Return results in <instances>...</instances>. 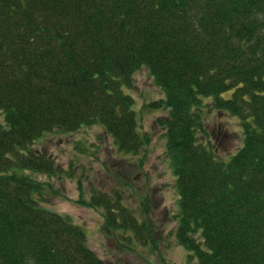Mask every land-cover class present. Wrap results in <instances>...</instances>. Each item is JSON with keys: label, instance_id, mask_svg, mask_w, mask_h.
Returning a JSON list of instances; mask_svg holds the SVG:
<instances>
[{"label": "trees", "instance_id": "obj_1", "mask_svg": "<svg viewBox=\"0 0 264 264\" xmlns=\"http://www.w3.org/2000/svg\"><path fill=\"white\" fill-rule=\"evenodd\" d=\"M141 68L168 112L158 124L176 245L195 264H264V0H0V264H105L68 216L41 207L44 186L23 172L54 173L31 148L54 130L98 125L138 155L149 140L123 88ZM202 98L239 121L243 142L227 161L198 140ZM80 203L102 209L104 235L156 250L146 196L142 219L121 196Z\"/></svg>", "mask_w": 264, "mask_h": 264}, {"label": "rangeland", "instance_id": "obj_2", "mask_svg": "<svg viewBox=\"0 0 264 264\" xmlns=\"http://www.w3.org/2000/svg\"><path fill=\"white\" fill-rule=\"evenodd\" d=\"M133 100L138 132L148 137V145L136 156L121 154L112 139L98 125L82 127L73 133L54 130L31 145L54 164L51 175L24 171L23 174L41 183V207L61 216H68L85 234L88 248L105 264H195L188 252L176 245L178 195L174 176L165 154V129L158 121L167 118V110L154 104L164 99L145 68L132 77L131 86L123 88ZM230 93L222 95L228 98ZM210 98H202L197 108L203 132L197 137L218 159L225 161L242 145L243 135L236 117L212 108ZM0 125L3 118L0 114ZM106 195L121 202L140 216V204L148 198L152 238L150 244H139L127 233L106 236L100 208L84 207L80 200ZM142 219V218H141Z\"/></svg>", "mask_w": 264, "mask_h": 264}]
</instances>
